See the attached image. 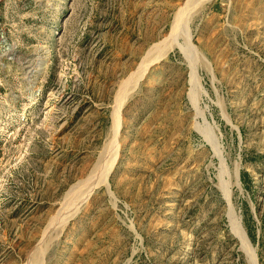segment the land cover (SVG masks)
Instances as JSON below:
<instances>
[{
	"label": "rangeland",
	"instance_id": "1",
	"mask_svg": "<svg viewBox=\"0 0 264 264\" xmlns=\"http://www.w3.org/2000/svg\"><path fill=\"white\" fill-rule=\"evenodd\" d=\"M0 264H264V0H0Z\"/></svg>",
	"mask_w": 264,
	"mask_h": 264
}]
</instances>
